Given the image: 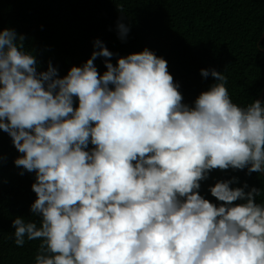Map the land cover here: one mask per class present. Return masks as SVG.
Wrapping results in <instances>:
<instances>
[{
	"label": "clouds",
	"instance_id": "9594fccd",
	"mask_svg": "<svg viewBox=\"0 0 264 264\" xmlns=\"http://www.w3.org/2000/svg\"><path fill=\"white\" fill-rule=\"evenodd\" d=\"M24 41L0 30V131L35 173L37 219L11 224L17 247L41 241L35 264H264L260 189L232 177L209 187L217 203L200 195L214 170L264 173V103H233L205 69L216 83L185 103L165 59L145 48L114 65L100 40L60 77Z\"/></svg>",
	"mask_w": 264,
	"mask_h": 264
},
{
	"label": "trees",
	"instance_id": "16d2710c",
	"mask_svg": "<svg viewBox=\"0 0 264 264\" xmlns=\"http://www.w3.org/2000/svg\"><path fill=\"white\" fill-rule=\"evenodd\" d=\"M118 22L130 28L124 42ZM4 29L25 37L24 51L36 57L39 71L51 62L60 77L82 66L100 40L114 54V65L119 57L145 48L165 59L188 104L216 83L211 76L203 78L201 69L223 73L233 103L241 107L257 100L264 85V39L257 47L264 31V0H0ZM94 63L101 74L106 71L104 58ZM21 155L0 131V264H35L41 243L26 240L17 247L12 235L13 219H37L30 213L35 173L14 165ZM246 172L214 170L201 182L200 195L217 203L209 187L237 177L233 187H257L256 203L264 204V176Z\"/></svg>",
	"mask_w": 264,
	"mask_h": 264
},
{
	"label": "water",
	"instance_id": "95a60500",
	"mask_svg": "<svg viewBox=\"0 0 264 264\" xmlns=\"http://www.w3.org/2000/svg\"><path fill=\"white\" fill-rule=\"evenodd\" d=\"M263 39H264V31H263V33H262V35H261L259 41L257 42V47H258V48L260 47V43H261V41H262ZM260 50H261V52L264 54V49H260ZM263 97H264V85H263L262 91H261L259 97L257 98V100L262 101ZM261 174L264 176V173H261Z\"/></svg>",
	"mask_w": 264,
	"mask_h": 264
}]
</instances>
